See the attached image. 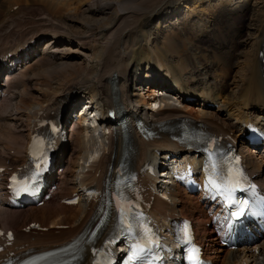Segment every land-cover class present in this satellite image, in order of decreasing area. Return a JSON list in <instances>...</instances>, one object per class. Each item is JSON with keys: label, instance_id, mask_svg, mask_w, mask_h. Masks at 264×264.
<instances>
[{"label": "bare ground", "instance_id": "bare-ground-1", "mask_svg": "<svg viewBox=\"0 0 264 264\" xmlns=\"http://www.w3.org/2000/svg\"><path fill=\"white\" fill-rule=\"evenodd\" d=\"M24 1L29 4V0H0V29H6L13 8L17 5L22 7ZM36 1L41 3L43 0ZM97 1L101 2L99 12L92 11L96 0H44L52 5V8L46 9L52 13L46 21L54 25L55 30L51 29L56 31L55 40L63 42V39H67V43L76 42L82 48L86 44L94 47L87 49L92 50L89 53L82 52L78 62L65 58L58 64H51L48 69H42L45 79L41 88H35L37 77L30 75L29 69L41 62L47 63L53 57V53L46 49L51 42L38 53L33 47L47 35L19 41L10 47L9 43L0 44V61L10 52L15 54L12 63L4 66L0 79V110H4L1 118L5 124V128L1 129L7 130L4 134L0 131V140L5 143V147L0 145V166L26 163L25 155L35 127L34 120L40 114L57 110L66 124L68 143L63 147L56 168L69 144L73 145L69 167L56 171L50 178L48 194L51 197L42 205L17 208L0 192V227L15 230V252L19 254L48 250L83 236L97 214V202L83 201L73 206L61 201L71 198L75 192L80 193L83 187L94 182L100 186L105 184L110 168L117 167L126 150L134 155L133 162L138 169L151 160L164 164V159L169 155L179 161L191 159L193 153L180 144L181 136L169 131L176 127L194 124L199 125L202 131L208 130L217 135L234 134L248 166L258 173V180L264 181V152L250 148L245 140L256 127L263 128L264 20L262 23L259 20L261 30L256 37L257 45L250 55L251 59L241 68L244 74L236 83L237 92L234 93L233 90L225 91L221 83H214L206 75L203 80L198 78L201 71L190 70L195 64L202 65L197 55L186 57L175 51L172 56L167 52L165 41L155 26H159L172 7L183 0ZM245 9L246 5L240 8L243 13ZM85 13L98 15L86 22H78ZM242 27L240 25L238 30ZM63 32L69 38L62 36ZM72 32L76 33L75 37ZM242 45V41L238 43V46ZM30 51L32 55L27 57ZM165 61L171 63L173 72L158 71L166 68ZM146 67L147 71L154 69V76L163 77L164 84L143 85L148 74L141 76V72ZM58 78L61 83L55 87L53 81ZM20 85L23 89L19 88ZM62 85L65 86L60 91ZM145 90L148 92L147 99H144ZM159 93L163 96H159ZM83 101H86L83 106L86 109L80 108L83 113L77 123L73 121L71 113ZM195 101L199 106L196 111L188 105ZM157 104L159 108L155 109ZM213 104L217 105L218 111H211L209 107ZM122 114L127 119L141 122L133 127L127 144H124L123 126L117 120ZM107 129L111 130L110 134L105 133ZM148 129L155 133V139L147 138ZM141 130H146V134L143 135ZM1 147L10 152L3 154ZM68 181L72 184L68 185ZM153 185L159 188L157 181ZM182 191L177 185L170 189L169 201L156 197L153 213L157 219H173L176 214L196 219L197 230L204 231V238L208 239V254L216 263L264 264V239L257 241L253 247L244 243L237 250L221 249L211 236L212 232L199 226L200 222L205 225L209 221L203 213L207 203L198 195L184 196ZM34 221L41 222L47 229L24 231ZM53 260L54 252L32 253L25 264H51Z\"/></svg>", "mask_w": 264, "mask_h": 264}, {"label": "rangeland", "instance_id": "rangeland-1", "mask_svg": "<svg viewBox=\"0 0 264 264\" xmlns=\"http://www.w3.org/2000/svg\"><path fill=\"white\" fill-rule=\"evenodd\" d=\"M23 3L24 5L22 7L17 5L13 8V15L10 13V20L5 27L6 29H0V44L3 46L9 43L10 45H8L10 47L19 41H25L33 37L41 38L42 35H47L43 37L41 43L37 42V46L33 47L38 53L47 47V43L51 42L46 49L47 51H51V54L53 53V57L48 59L49 62H41L39 65L36 64L31 66L33 68L29 69L31 70L30 75L35 74L37 77L35 88H38L45 79L43 70L48 69L47 67L50 68L51 64L60 63L62 59L65 58L69 59L68 61L70 62H78L80 61L79 59L82 58V52L89 53L92 50L90 51L87 49L93 48L94 46L90 45L89 47V44H86V47L82 48L76 42L72 44L67 43V39H63V42H61V40L58 42L57 39H54L56 34V31L52 30L54 29V25L46 21L48 20V15L52 14L47 12L46 9L52 8V5L44 2V0L41 3L38 1L35 2V0H29V4L25 1ZM100 3L101 2L97 0L94 2L93 12H99L101 7ZM244 5H246V9L243 13L240 8ZM113 8H115V4ZM97 15L98 13L95 16L85 13V15L77 21L86 22L90 19H94ZM167 15L168 16L160 22L159 26H155V30L158 31L160 37L165 41V47L166 49L168 48L167 52L172 56H174L175 51H178L181 55L186 57H191L192 54L197 55L202 65L197 66V64H195L190 70L201 71L202 73H199L198 78H202L203 80L206 75L210 77L214 83H221L220 85L224 87L225 91L233 90V92L236 93V86L240 82L241 75L244 74L241 68L246 61L251 59L250 55L257 45L256 37L260 33L261 23L262 20H264V0H183L178 2V5L173 6L172 10ZM224 17L231 18L224 19ZM240 25H243L241 28L242 30H238ZM61 34L64 37L68 36L66 32ZM75 34L72 32L73 37L76 36ZM241 41L244 43L242 47L238 46V43ZM31 55L32 51H30L27 57ZM231 55H235L237 58L234 59ZM60 83L61 81L59 78L53 81L55 87ZM65 85L60 86L59 90L62 91ZM21 86L22 85H20L19 88L23 89ZM143 93L144 99H147L148 92L145 90ZM197 103V101L190 102L188 105L191 109L196 111L199 109ZM85 104L86 101L81 102L78 108L80 109ZM209 108L212 112H216L219 109L216 104H213ZM3 113L4 110H0V126L2 125L0 131L4 134L7 133V130L1 129L5 128V124L2 122L1 118V114ZM81 113H83V111ZM81 113L76 115L71 113L73 121H77L78 123L77 119ZM0 145L5 147V143L2 140H0ZM69 145V149L66 150L62 156L63 158L61 157L59 160L60 163L57 171H64L69 167L73 149V145ZM4 147H1L3 148V154H5V152H10L9 149ZM19 164H21V162ZM69 181L68 185H71L72 183ZM55 186L58 187V185ZM182 195L186 196L184 193ZM189 209L191 211L192 206H190Z\"/></svg>", "mask_w": 264, "mask_h": 264}, {"label": "snow or ice", "instance_id": "snow-or-ice-1", "mask_svg": "<svg viewBox=\"0 0 264 264\" xmlns=\"http://www.w3.org/2000/svg\"><path fill=\"white\" fill-rule=\"evenodd\" d=\"M39 176V172H34L31 175L23 178V180L19 181L18 183V187L15 189L16 190V194L19 195L21 192H28L30 190H32L31 186L32 183L38 178ZM13 181L15 182L17 180L16 177L12 178ZM210 186L212 187H217L219 188L220 185L219 184H215L213 181L210 180ZM234 191V189H233ZM231 196V192H229V197ZM133 205L129 204L128 205V212H131ZM123 211V209H122ZM126 222V220H125ZM129 230H131V227L129 226ZM150 244V242H149ZM151 251V247L150 246H146L143 243H136L132 246V252H131V262L132 264H137V262L142 261L145 254ZM196 250H194L195 252ZM192 260V264H199V260H198V253L193 255L191 258ZM99 264H110L109 261H104V262H99Z\"/></svg>", "mask_w": 264, "mask_h": 264}]
</instances>
